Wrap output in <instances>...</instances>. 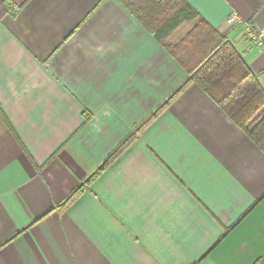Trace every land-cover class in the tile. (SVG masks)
<instances>
[{
  "label": "crops",
  "instance_id": "1",
  "mask_svg": "<svg viewBox=\"0 0 264 264\" xmlns=\"http://www.w3.org/2000/svg\"><path fill=\"white\" fill-rule=\"evenodd\" d=\"M186 1L264 91V47L230 21L264 31V0ZM185 78L118 0H0V264L264 255V198L225 234L264 194V153L195 84L161 107Z\"/></svg>",
  "mask_w": 264,
  "mask_h": 264
},
{
  "label": "trees",
  "instance_id": "2",
  "mask_svg": "<svg viewBox=\"0 0 264 264\" xmlns=\"http://www.w3.org/2000/svg\"><path fill=\"white\" fill-rule=\"evenodd\" d=\"M118 1L186 73L185 80L161 107L167 105L187 85L195 84L264 153V91L257 75L250 69L233 41L223 37L186 0ZM186 21L193 23L185 34L175 42L168 41L170 34ZM134 134L131 133L86 182L97 176L111 158L134 138ZM78 190L65 202L68 203ZM262 198L264 194L240 215L225 234ZM254 264H264V255Z\"/></svg>",
  "mask_w": 264,
  "mask_h": 264
},
{
  "label": "built area",
  "instance_id": "3",
  "mask_svg": "<svg viewBox=\"0 0 264 264\" xmlns=\"http://www.w3.org/2000/svg\"><path fill=\"white\" fill-rule=\"evenodd\" d=\"M230 21L235 25L241 27L243 34L254 44L257 48L264 47V31L261 29L253 28L248 22L242 20L237 15L232 14Z\"/></svg>",
  "mask_w": 264,
  "mask_h": 264
},
{
  "label": "rangeland",
  "instance_id": "4",
  "mask_svg": "<svg viewBox=\"0 0 264 264\" xmlns=\"http://www.w3.org/2000/svg\"><path fill=\"white\" fill-rule=\"evenodd\" d=\"M175 42V41H174Z\"/></svg>",
  "mask_w": 264,
  "mask_h": 264
}]
</instances>
